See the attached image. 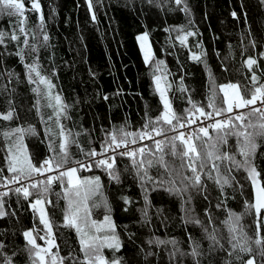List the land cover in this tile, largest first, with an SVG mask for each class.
<instances>
[{
  "label": "trees",
  "instance_id": "16d2710c",
  "mask_svg": "<svg viewBox=\"0 0 264 264\" xmlns=\"http://www.w3.org/2000/svg\"><path fill=\"white\" fill-rule=\"evenodd\" d=\"M21 2L22 16L0 13V33H4L0 42V115L13 113L11 120L0 118V185L14 176L33 179L36 173L29 174V161L39 167L46 159L59 160L62 156L55 109L47 106L45 96L33 91L46 86L39 84L35 73L31 76L36 82H29L26 65L35 64L51 82L52 96L59 95L68 106L67 118L61 116L60 124L71 132L74 143L69 146L67 163L50 176L90 159L88 153L93 149L103 151V146L111 143L110 134L115 132L121 138L120 129L139 134L163 126L167 131L161 140L174 136L163 121L151 123L164 111L154 76L163 77L161 88L166 90L172 110L180 116L192 109L189 101L206 110L214 86L216 103L223 105L219 85L238 84L241 94L250 98L252 75L264 83L262 0H181L179 5L176 0H89L91 8L87 0H37L41 15L32 8V0ZM13 35L16 40L11 39ZM142 35L148 37L152 49L147 62L139 43ZM182 36L186 37L183 43ZM249 57L256 60L251 70L245 64ZM159 61L163 64L157 71ZM252 120L258 122L260 117L254 114ZM233 123L239 125L240 121L233 118ZM29 128L34 133L14 131ZM209 132L216 137L215 131ZM139 138L136 135L125 139ZM194 143L199 147L201 141ZM256 143L258 147L249 160L264 185V137H257ZM220 151L234 154L241 162L245 159L238 151L235 136H230ZM160 155L156 150L144 157L136 154L137 161L143 158L154 162L152 167L145 164L148 175L143 179V169L138 175L131 157L114 158L119 182L110 178L105 167L92 163L88 168H77L81 181L100 178L99 192L91 195L87 203L92 219L103 221L108 215L115 225L120 247L118 251L102 248L108 264L113 260L120 264H244L250 258L255 264H264V257L259 255L261 246L255 243L258 224L260 236L264 237V210L257 217L254 210L247 208L253 203V186L244 168L216 160L220 174L230 181L221 187L216 183L213 162L209 161L203 170L198 167L201 184L193 188L183 179L193 177L187 162L166 155V171L155 163ZM196 163L199 165V161ZM13 164L24 169L23 176L19 171H9ZM47 177L27 186L28 197L17 193L16 188L0 198V211L5 213L0 217V243L4 245L0 264L5 258H10L12 264H33L36 258L29 254L25 231H31L45 248V242L38 237H45L47 229L32 206L37 199L44 201L51 223V254L66 258L64 264L84 260L80 237L64 222L67 177L63 184L57 179L44 192ZM33 183L36 188L31 187ZM186 184L187 190L177 194L176 190L184 189ZM230 213L241 215L243 234L239 243L250 247L251 253L240 251L239 245L235 250L231 247V235L224 223ZM197 220L200 223L194 222ZM92 231L90 235H96ZM209 234H215L223 247L213 245ZM158 240L175 244H160ZM193 241L200 246V255L195 258L190 255Z\"/></svg>",
  "mask_w": 264,
  "mask_h": 264
},
{
  "label": "snow or ice",
  "instance_id": "6c2138e0",
  "mask_svg": "<svg viewBox=\"0 0 264 264\" xmlns=\"http://www.w3.org/2000/svg\"><path fill=\"white\" fill-rule=\"evenodd\" d=\"M264 2V0H262ZM176 3L179 5L181 0H176ZM89 7L91 8V3H89ZM32 8L39 11L40 5L37 0H32ZM187 11V9H184ZM24 12V4L21 0H0V13H6L8 16L13 15H20L22 16ZM236 14L233 13V16ZM95 18V17H93ZM23 23V21H21ZM23 31V28H21ZM187 35H192V33H187ZM4 33H0V42H3ZM11 39L16 40L17 37L13 35ZM45 41H47L48 37H44ZM181 43L184 42L186 37H180ZM27 43V41H25ZM35 50V49H33ZM264 55V53H262ZM194 59H199V57L194 56ZM149 57L145 55V61L147 62ZM163 64V61L158 62L157 71H159V65ZM245 64L251 70L252 67L256 64V60L249 57ZM29 70V82H36L33 80L31 73H35L36 80H38L39 84L45 85L46 88L41 90L40 88L33 89L34 92L38 94V96L43 95L45 96L49 103L48 107H53L55 109L54 115L56 116V122L60 126V133L59 136L61 137L59 143V150L62 154L59 160L55 158H49L43 161V163L37 167L33 165L30 161L28 162V169L29 174L32 172L43 174L45 171H55L59 170L64 167L67 163L68 157V149L69 146L74 143L71 139V132L65 131L63 125L60 124V117L65 116L67 105H65L61 97L59 95L52 96L51 82L44 77L38 70V67L35 64L26 65L25 66ZM163 77L161 76H154V82L156 84V90L160 94V99L163 102L164 111L161 113L160 116L156 118L155 121H151V123L158 124L163 121V124L169 125L171 131H176V129L183 128L186 125H193L197 123L198 117H195V113H199L200 116L204 117L206 120L213 119L212 112H206L204 108L198 107L192 101H189L192 104V109H186L185 115L180 116L177 115L171 108L169 100L166 96V90L161 88V80ZM251 98H247L241 94L240 88L241 86L238 84L229 83L226 85H219V90L224 94L223 96V105H218L216 103L217 93L215 91V87H213L211 96L209 97V107L214 109L216 116H221L224 112H232L234 108H245L249 105H255L258 100L264 103V83L260 82V79L253 74L251 77ZM214 84V81H213ZM170 87V85L168 86ZM247 90V86H245ZM226 89H233L234 94L229 97V93ZM183 90V89H181ZM55 101V104L52 101ZM40 101L37 100V105H39ZM226 105V107H224ZM194 110V111H193ZM37 111H39V107H37ZM259 114L260 120L258 122H253L252 117L254 114ZM13 116L12 111H9L7 115H0V118L4 120H11ZM52 116H49L51 119ZM235 121H240V124L237 125L233 123V118L229 117L225 120L216 119L214 122L208 123L203 125L201 122V126L194 128L192 130L191 135H186L184 132H179L178 135L165 137V140H156L155 141V148L156 151L161 153V155L156 159L155 163L159 164L160 167H163L166 171L169 170L168 161L165 160L166 155H172L173 157L180 158L187 162L188 169L191 170L193 173V177L185 176L183 179L190 182L191 187L195 188L201 184V176L198 174V167L200 170H203L206 167L209 161L213 162V168L217 172L216 183L223 187L224 184H228L230 181L227 177L220 174V166L215 163L216 160L221 162L227 161L231 167L235 168H244V170L248 173V177L252 182L253 189H254V202L247 205L248 209H252L255 211L257 217H259L264 210V185L260 184L259 176L260 173L257 172L255 166L249 160V157L255 154L256 148L258 147L256 143L257 137H264V112H262L259 108H252L247 115L238 114L234 117ZM247 119L248 123L245 124L244 120ZM175 121V123H174ZM148 125H145L147 128ZM209 129L216 132V137L213 138L209 132ZM14 131L19 132H28L34 133V129H16ZM167 130L163 128V126L157 128L153 127L151 132L157 136L164 135ZM121 134V138L118 139L115 132L110 134L111 143L104 145V151L106 152L108 148L115 145L116 148H120L122 144L126 145V137L128 136H136L139 135L141 139L147 138L152 139V134L145 131L139 134L135 133H128L125 132L123 129L119 130ZM202 134V135H201ZM5 136L8 133H4ZM230 136H235L237 140V147L240 155L244 156L245 159L241 162L236 160L234 154H230L228 152H221L220 147L222 145H226L228 143V138ZM207 138V139H203ZM179 142V144L177 143ZM194 141H201L200 146L198 147ZM132 142H135L133 140ZM211 142V143H210ZM181 147L183 150L181 151ZM169 148L170 152H166L165 149ZM202 149V150H201ZM54 151V149H52ZM141 157L145 156V149L141 148L138 150ZM151 152V150H149ZM102 153H97L95 149L91 150L88 155L95 157L97 155H101ZM121 156H128L132 158L133 166L137 169V174H140L141 169H143V176L146 177L148 175L147 167L153 166V160H145L141 159L137 161L135 159L136 152L135 151H124L119 153ZM111 160L112 162H109ZM197 161H199V165H197ZM80 163V162H77ZM114 164L115 160L112 157L108 159H101L96 161L97 167H105L111 179L116 180L119 182V176L114 171ZM81 167H89L84 164H80ZM231 170V169H229ZM9 171L11 172H20L21 176L24 174V169L22 167L17 168L14 164L10 165ZM77 168H67L64 171H60L58 176H48L47 181L43 187V191H49V186L53 184L54 181L57 179L61 180L63 184V178L67 177V186L64 189L63 199L66 201V208L64 211V222L66 227H70L75 229L77 235L80 237V251L84 253V260L80 261L79 264H108L105 260L104 256L102 255V248H115L117 251L119 250V241L115 235V225L111 221V218L108 215L104 216L103 221H97L91 218V212L89 211V205L87 203L88 199L91 195L99 192L100 190V178L95 177L88 180L81 181L79 177L76 176ZM211 178V177H210ZM18 177H13V180H18ZM150 179V177H149ZM32 188H36L37 184L33 183L31 185ZM189 187L188 184L185 185L184 189H177V194L182 191H186ZM83 189V194L82 190ZM17 193L23 192L25 197L30 195V192L27 187L17 188L15 190ZM44 201L42 199H37L34 204L32 205L35 208L37 205H42ZM98 206V205H96ZM104 207L107 208V204H104ZM219 207V205H218ZM5 213L0 211V217L4 216ZM41 223L44 224L45 228L47 229L48 236H51V223L46 218V213L41 210L40 215ZM241 215L236 214H229L228 219L224 222L227 227L228 231L231 235V239L229 243L233 250H235L238 245L240 247V251L245 253H251L252 249L250 247H245L244 245L239 243L240 235L243 234V226L240 224ZM195 223H200L198 220L194 221ZM260 226L257 225V238L255 239V243L261 246L259 255L264 257V237L260 236ZM94 230L96 235H89V231ZM207 231V230H205ZM101 233H104L101 235ZM111 233V234H109ZM23 237L27 243L28 251L30 256H35V260H33V264H36V261H39V264H47L46 257L51 255V264H64V260L66 258L58 257V255H53L50 252V248L54 246V242L48 240L47 243L49 247L42 248L37 243V237L33 235L31 231L23 232ZM40 240H45L46 237H38ZM208 239L212 242L213 245H220V241L215 234H209ZM233 241H236L233 243ZM157 243H172L175 244V241H157ZM4 245L0 243V249H2ZM199 243L196 241L192 242V255L194 258L200 255L199 252ZM222 248L223 245H220ZM41 252L44 255H41ZM232 255V253H229ZM240 259V257H237ZM4 264H12L10 258H5ZM111 264H120L119 260H113ZM244 264H255L254 259L250 258Z\"/></svg>",
  "mask_w": 264,
  "mask_h": 264
},
{
  "label": "built area",
  "instance_id": "2783aa9c",
  "mask_svg": "<svg viewBox=\"0 0 264 264\" xmlns=\"http://www.w3.org/2000/svg\"><path fill=\"white\" fill-rule=\"evenodd\" d=\"M254 107L259 108L262 112H264V103H262L260 100H258L255 105H249L248 107H245V108H234L232 112H224L221 116H216L214 109L208 106L205 111L213 113V119L212 120H206L204 117L200 116L199 113H195V117H193V118L198 117L196 124L186 125L183 128L178 127L175 132L171 131V135H174V136L178 135L179 132H184L186 135H191L192 130L194 128L201 126V122L203 125H206L208 123L214 122V120H216V119L225 120V119H228L229 117L234 118L238 114H244V113L250 112V110ZM257 115L259 116L258 113H257ZM210 130L211 129H209V131ZM149 133L152 134V139H147V138L141 139V138H139L135 142L127 141L126 145L122 144L120 148H116L115 145H112V147L108 148V150L106 152L104 150L101 152H98V153H102L101 155L91 157L90 159L82 161V162L76 164L75 166H73L71 168H80L81 167L80 164H84V165L89 166L90 164L93 163L96 165V161L101 160V159H108L109 157L115 158L116 156H121L119 153L124 152V151H135L136 154H140L138 150L141 148L145 149V153H148L149 150H151V151L156 150L155 141L161 140L163 135L157 136L154 133H152L151 131ZM125 157H128V156H125ZM109 162H112V161L109 160ZM83 168H88V167H83ZM51 174H52V171L51 172L45 171V172H43V174L36 173V176L33 179H23L21 177H18L19 178L18 180L14 181L12 179L10 181H7L5 184L0 185V197H4L8 193V190L10 188L16 189V188L27 187L34 180L41 178V177L50 176Z\"/></svg>",
  "mask_w": 264,
  "mask_h": 264
},
{
  "label": "rangeland",
  "instance_id": "374dc122",
  "mask_svg": "<svg viewBox=\"0 0 264 264\" xmlns=\"http://www.w3.org/2000/svg\"><path fill=\"white\" fill-rule=\"evenodd\" d=\"M88 1V3H89V0H87ZM139 43H140V46H141V49H142V52H143V55H144V57H145V55H147L149 58L151 57V54H152V49H151V46H150V42H149V39H148V37L146 36V35H142V36H140V38H139ZM226 91L229 93V97H231L233 94H234V91L235 90H233V89H226ZM158 94V96L160 97V94H159V92L157 93ZM77 176V175H76ZM253 186V185H252ZM12 189H15V188H10L9 190H8V193H9V191L10 190H12ZM82 191V194H83V189L81 190ZM7 193V194H8ZM6 194V195H7ZM5 195V196H6ZM4 196V197H5ZM4 197H0V198H4ZM253 202H254V189H253ZM34 210H36V212L38 213V215H39V219H40V215H41V210H43L44 212H45V210H46V207H45V205L44 204H42V205H37L35 208H33ZM46 213V212H45ZM46 218H47V213H46ZM48 219V218H47ZM41 221V220H40ZM92 232H94V231H92ZM95 233V232H94ZM96 234V233H95ZM34 235V234H33ZM89 235H90V233H89ZM45 237H46V239L45 240H43L45 243V248H47V247H49V244L47 243V241L48 240H51L52 241V239H51V236H48V232H47V230L45 231ZM53 247V246H52ZM51 247V248H52ZM51 248H50V251H51ZM41 255H44V253L43 252H41ZM38 261V260H37ZM46 262H47V264H51V260L49 259V256H47L46 257ZM38 264H39V261H38Z\"/></svg>",
  "mask_w": 264,
  "mask_h": 264
},
{
  "label": "water",
  "instance_id": "95a60500",
  "mask_svg": "<svg viewBox=\"0 0 264 264\" xmlns=\"http://www.w3.org/2000/svg\"><path fill=\"white\" fill-rule=\"evenodd\" d=\"M31 6H32V5H31ZM36 11H37V10H36ZM37 12H38L39 15H41V10H40V8H39V11H37Z\"/></svg>",
  "mask_w": 264,
  "mask_h": 264
}]
</instances>
